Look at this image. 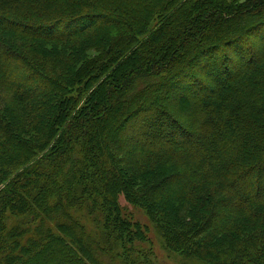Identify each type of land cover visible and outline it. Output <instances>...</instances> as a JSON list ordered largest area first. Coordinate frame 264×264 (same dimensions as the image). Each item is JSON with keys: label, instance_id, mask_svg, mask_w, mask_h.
<instances>
[{"label": "trees", "instance_id": "16d2710c", "mask_svg": "<svg viewBox=\"0 0 264 264\" xmlns=\"http://www.w3.org/2000/svg\"><path fill=\"white\" fill-rule=\"evenodd\" d=\"M1 177L3 263L62 264L27 245L47 238L77 264H153L123 196L169 251L264 264V0H0Z\"/></svg>", "mask_w": 264, "mask_h": 264}, {"label": "rangeland", "instance_id": "374dc122", "mask_svg": "<svg viewBox=\"0 0 264 264\" xmlns=\"http://www.w3.org/2000/svg\"><path fill=\"white\" fill-rule=\"evenodd\" d=\"M30 46H32L36 49L39 48L38 50H44V51L56 52V53H67V55L70 54V52L72 50L71 48L68 47V45H65V44L58 45V44L51 43V44L37 45V43H35V42H27V47L30 48ZM96 54H97V51H95V50H89L87 52L81 53V55L84 57H87V56L92 57ZM67 63L70 66H75L76 62H74V63L67 62ZM77 67H78V65H77ZM180 87L181 86H178V87L173 88V89H168V91L166 93L168 98L175 104L174 106L179 105L176 102V98L179 94V93H177L178 91H176V89H179ZM24 135H28L30 137L33 136V137L37 138L34 135V133L32 132V130H28V129H25ZM124 143H126V141H124ZM122 158H123V156H122ZM105 174L107 175V173H105ZM155 174H157V173H155ZM153 175H154V173L152 175L146 176V177H144V175H141V174L138 175L139 177L136 180V184L134 186H143V184H144L143 182H145L146 180L147 181L145 183L149 182V184H151L150 181H151ZM3 180H4V177H1L0 185H1ZM52 180L54 182L53 184L56 185V183H57L56 179L52 178ZM57 188L58 187H56L55 189H52L51 186H46L45 189H43L39 192V198L42 200L45 199L49 203H53L55 197H57L61 193L60 191H57ZM69 193H71V189L69 190ZM67 200H68V197L66 196V201ZM118 204L122 210L123 217L131 220L132 222L138 223V225L144 231L145 239L143 241L139 242L138 245L140 246V248H142L144 250L145 254L151 259L153 264H201L197 260L186 259V258L182 257L179 253L172 252V251L165 249L161 235L158 233V230L156 229L154 223L148 217V215L143 211V209L139 208L138 206H136L134 204L129 203L123 196L118 197ZM63 206H66V204H63L61 207H63ZM59 209H60V207H56L55 213H52L53 217H59L60 216L59 215V211H60ZM175 209H176L175 212L178 214L177 219H178V216H180V219H178V220L182 224L188 225L186 222L187 219H186V221H184L182 218L185 211L183 209H180V208H175ZM14 222L18 225H23L22 223H20L19 219L16 217L10 216L7 219L8 225H10L11 223H14ZM67 224H68V226H67L68 230L72 232L73 231L72 225L69 226V223H67ZM74 239H77V238L75 237ZM27 245L31 248L32 247L39 248L41 246H46V248L44 249V251L45 250L46 251L43 252V254H41L40 256L50 254V256H47V257L54 259V262H57V263L62 262V264H77V262L74 261V259L72 258L70 253L67 251V249L59 247V245H57L56 242L51 243V241L48 240L47 238L45 240H39V241L35 240L32 242H28ZM88 245H89V248L88 249L84 248V250H85V253L88 254V256L90 258L97 257V256L99 257V255H101L102 252L99 249L93 250L92 245L91 246H90V244H88ZM11 246L14 248H17L15 243L12 244V242H11ZM92 250H93V252H92ZM31 251H32V249H29L25 254L30 255ZM48 252H50V253H48ZM106 253L111 254V251L109 250ZM120 258L121 257H117L114 260L116 262H119ZM95 261H96V259H95ZM3 262L4 261L0 260V264H28V263H24V261L20 257L18 259H13V260L9 261V263H3ZM52 262L53 261H51L50 263H52ZM95 264H98V262L96 261Z\"/></svg>", "mask_w": 264, "mask_h": 264}]
</instances>
